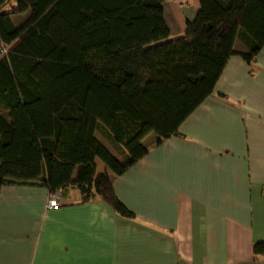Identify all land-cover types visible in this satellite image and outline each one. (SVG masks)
<instances>
[{
	"label": "trees",
	"instance_id": "16d2710c",
	"mask_svg": "<svg viewBox=\"0 0 264 264\" xmlns=\"http://www.w3.org/2000/svg\"><path fill=\"white\" fill-rule=\"evenodd\" d=\"M165 1L0 0V45L9 47L0 55V191L75 188L134 217L96 160L123 175L148 154L149 134L158 143L178 134L231 57L251 64L264 46V0H199L176 39ZM27 12L16 25L12 16ZM254 252L264 256V242Z\"/></svg>",
	"mask_w": 264,
	"mask_h": 264
},
{
	"label": "crops",
	"instance_id": "0c3cea01",
	"mask_svg": "<svg viewBox=\"0 0 264 264\" xmlns=\"http://www.w3.org/2000/svg\"><path fill=\"white\" fill-rule=\"evenodd\" d=\"M164 9L176 39L200 4L166 0ZM235 47L248 51L241 42ZM158 141L157 134H149L143 140L148 154L121 176L106 166L99 169L96 160L98 174L110 175L132 218L99 197L84 201L75 188L50 210L47 187L4 186L0 264L264 261L254 252L255 244L264 242V46L251 64L231 57L214 93L178 134Z\"/></svg>",
	"mask_w": 264,
	"mask_h": 264
},
{
	"label": "rangeland",
	"instance_id": "374dc122",
	"mask_svg": "<svg viewBox=\"0 0 264 264\" xmlns=\"http://www.w3.org/2000/svg\"><path fill=\"white\" fill-rule=\"evenodd\" d=\"M29 13H26L24 16H17L15 15V24L19 25L21 23H23L22 21L25 20V18L28 17ZM0 111H2V109L0 108ZM97 137L112 151V153L121 161V162H125L126 158L124 156L123 153H121L116 147H114L112 145V143L105 137V135L102 132H98L97 133ZM99 169H103L106 165L99 160ZM99 173L101 174L102 171L100 170Z\"/></svg>",
	"mask_w": 264,
	"mask_h": 264
},
{
	"label": "built area",
	"instance_id": "2783aa9c",
	"mask_svg": "<svg viewBox=\"0 0 264 264\" xmlns=\"http://www.w3.org/2000/svg\"><path fill=\"white\" fill-rule=\"evenodd\" d=\"M9 52V47L5 46L4 44L0 45V55L1 57L7 55ZM63 200V195L61 192L50 193L49 200L47 207L50 210L58 209L61 206ZM253 264H264V261H257Z\"/></svg>",
	"mask_w": 264,
	"mask_h": 264
}]
</instances>
